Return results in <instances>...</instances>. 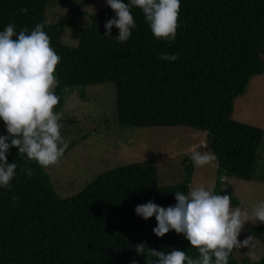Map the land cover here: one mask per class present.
<instances>
[{
  "label": "trees",
  "instance_id": "1",
  "mask_svg": "<svg viewBox=\"0 0 264 264\" xmlns=\"http://www.w3.org/2000/svg\"><path fill=\"white\" fill-rule=\"evenodd\" d=\"M56 2L0 0V31L11 23L17 34L22 28L30 33L43 23L61 57L54 111L65 106L68 90L83 95V89L113 84L115 126L121 130L189 127L207 133L202 150L218 162L215 194L224 195L226 177L264 182L256 174L264 130L233 119L236 100L246 95L253 77L264 74V0H181L174 41L156 39L142 10L133 7L136 27L126 42L115 39V26L111 37L104 35L105 23L116 18L107 3L95 13L74 6L67 20L52 23L48 12ZM78 15L85 17L83 22L76 21ZM67 35L77 39L75 47L63 43ZM162 51L179 58L161 60ZM0 135H8L2 119ZM6 157L17 170L10 189L0 187V264H147L149 257L135 250L141 243L146 251L199 255L184 234L170 230L158 237L155 216L145 220L135 211L150 201L174 206L176 191L187 194L195 170L191 159L184 160L187 177L180 184L162 186L156 163L145 161L107 170L78 195L63 198L52 176L54 169L61 176L60 170L27 161L15 147ZM22 167L32 169L33 176L22 173ZM248 234L264 245V226ZM228 264H264V256L258 262L238 260L233 250Z\"/></svg>",
  "mask_w": 264,
  "mask_h": 264
},
{
  "label": "clouds",
  "instance_id": "2",
  "mask_svg": "<svg viewBox=\"0 0 264 264\" xmlns=\"http://www.w3.org/2000/svg\"><path fill=\"white\" fill-rule=\"evenodd\" d=\"M106 3L116 13V18L105 23L108 30L105 36L111 37V29L115 26L119 30L115 39L126 42L136 27L132 15V8L136 7L142 10L156 39H176L181 0H128L127 3L106 0ZM21 11L27 13L28 10L23 8ZM44 27L43 23H37L30 33L22 28L17 34L15 25L10 23L0 31V119L8 133L7 136L0 135V187L6 189H10L17 170V164L9 163L6 157L11 147L41 168L60 163L69 147V142L61 135L62 113L54 111L59 103L55 93L58 86L55 72L61 57L51 46ZM159 58L176 61L179 56L162 51ZM72 93L82 95L81 90H68L65 101ZM191 150V160L197 167L216 160L211 152H200L192 147ZM21 172L27 177L34 174L30 168L22 167ZM175 199L174 206L165 208L150 201L138 205L135 211L145 220L155 216L157 226L153 232L158 237L170 230L184 234L199 255L193 258L180 250L165 254L148 247L146 251V245L141 243L135 250L149 257L147 264H153L152 257L155 264H228L234 249L253 246L252 235L242 242L238 239L245 223H264V200L257 202L251 211L233 207L229 195L215 194L203 183L190 187L187 194L176 191ZM250 258L255 260L256 256L252 254Z\"/></svg>",
  "mask_w": 264,
  "mask_h": 264
},
{
  "label": "rangeland",
  "instance_id": "3",
  "mask_svg": "<svg viewBox=\"0 0 264 264\" xmlns=\"http://www.w3.org/2000/svg\"><path fill=\"white\" fill-rule=\"evenodd\" d=\"M105 3L106 0L94 3H87V0H57L55 6L49 8L48 20L52 23L67 20L68 13L74 6L95 13ZM84 19V16L78 15L76 21L83 22ZM64 40L65 44L77 45V39L73 36L69 38L67 35ZM116 94V86L106 84L83 89V96L72 93L66 97V105L60 111L63 120L60 122L63 125L61 135L72 148L63 158L61 166V163L53 166L57 168V172L60 170L61 176L56 173V169L52 173L56 189L63 198L78 195L107 170L145 161L156 163L162 186L180 184L187 177L184 160L191 159V147L193 150L206 152L202 149L207 142V133L189 127H123L124 130H121L115 126L118 122ZM233 119L264 130V74L253 77L246 95L236 100ZM111 124H114L115 129ZM217 171V160L203 167L195 165L191 187L203 183L213 191ZM256 174L264 177V146L259 153ZM224 181L227 183L224 195L239 202L235 204L231 199L233 207L248 208L251 211L257 202L264 200L262 181L229 177ZM261 226L264 223L259 221L246 222L238 239L242 242L249 236L248 231L251 228ZM252 245L251 248L234 249L237 259L246 258L251 262L261 260L264 256V245L255 238ZM252 254L256 256L255 260L250 258Z\"/></svg>",
  "mask_w": 264,
  "mask_h": 264
}]
</instances>
